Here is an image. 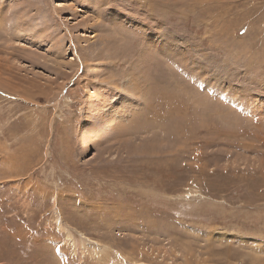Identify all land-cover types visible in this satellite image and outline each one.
I'll return each mask as SVG.
<instances>
[{
    "label": "rangeland",
    "instance_id": "374dc122",
    "mask_svg": "<svg viewBox=\"0 0 264 264\" xmlns=\"http://www.w3.org/2000/svg\"><path fill=\"white\" fill-rule=\"evenodd\" d=\"M0 264H264V0H0Z\"/></svg>",
    "mask_w": 264,
    "mask_h": 264
}]
</instances>
